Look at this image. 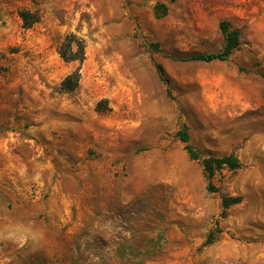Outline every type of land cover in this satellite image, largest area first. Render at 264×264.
<instances>
[{
	"label": "rangeland",
	"instance_id": "1",
	"mask_svg": "<svg viewBox=\"0 0 264 264\" xmlns=\"http://www.w3.org/2000/svg\"><path fill=\"white\" fill-rule=\"evenodd\" d=\"M0 264H264V0H0Z\"/></svg>",
	"mask_w": 264,
	"mask_h": 264
},
{
	"label": "trees",
	"instance_id": "2",
	"mask_svg": "<svg viewBox=\"0 0 264 264\" xmlns=\"http://www.w3.org/2000/svg\"><path fill=\"white\" fill-rule=\"evenodd\" d=\"M156 10H161L162 14H164L166 11V7L163 4H160L156 8ZM20 17L25 27H30L33 23L37 22L38 19L37 16L25 10L20 12ZM219 28L224 36V45L219 51L205 54H194L187 57L186 59L203 62H210L214 60L223 61L228 59L230 54L239 44V32L235 29H231L226 21H222L219 25ZM59 53L64 61L81 60L84 57V42L82 39L76 38L74 35H68L62 43ZM158 70L160 74H163V69L161 66H158ZM78 80V74H70L62 81L61 86L64 90L67 91L74 90L77 87ZM177 136L179 140L184 144V149L188 157L191 160L201 161L203 170L208 179H211L217 171L223 168L235 170L239 169L242 166L240 160L234 154H228L221 157L201 158L200 153L190 144L189 134L186 126H183L180 130L177 131ZM207 190L210 192H214L216 188L212 183H209L207 186ZM240 201V196H223L221 203L223 213H225L229 209V207L239 203Z\"/></svg>",
	"mask_w": 264,
	"mask_h": 264
}]
</instances>
